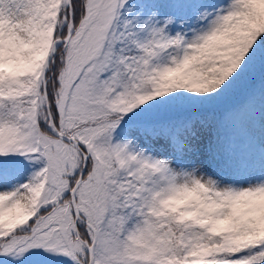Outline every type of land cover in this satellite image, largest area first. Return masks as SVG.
Instances as JSON below:
<instances>
[{
    "label": "snow or ice",
    "instance_id": "6c2138e0",
    "mask_svg": "<svg viewBox=\"0 0 264 264\" xmlns=\"http://www.w3.org/2000/svg\"><path fill=\"white\" fill-rule=\"evenodd\" d=\"M0 264H264V0H0Z\"/></svg>",
    "mask_w": 264,
    "mask_h": 264
}]
</instances>
